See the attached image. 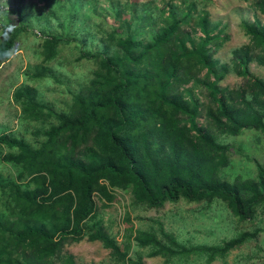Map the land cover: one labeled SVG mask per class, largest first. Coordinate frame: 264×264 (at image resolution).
<instances>
[{"label":"trees","instance_id":"trees-1","mask_svg":"<svg viewBox=\"0 0 264 264\" xmlns=\"http://www.w3.org/2000/svg\"><path fill=\"white\" fill-rule=\"evenodd\" d=\"M56 1L46 9L60 33L39 34L43 62L56 59L60 43L74 42L76 60L95 68L66 110L39 102L31 87L13 92L21 122L40 127L29 141L0 134V162L13 170L0 172V264H84L64 252L83 240L101 243L118 264H144L129 256L132 244L149 249V258L205 255L210 264L255 239L259 231L217 246L186 247L158 223L157 232L130 226L118 242L96 218L97 201L107 208L117 192L129 194L132 207L219 200L239 222L255 218L264 204V169L258 166L251 179L225 180L230 147L216 137L251 130L264 139V79L250 72L251 64L264 68V23L242 21L247 43L221 63L215 54L229 38L210 21L211 0H108L100 9L96 0ZM240 1L264 15V0ZM98 10L111 28L100 30L101 48L85 51L83 39L71 38L60 18L77 20L81 13L72 35L90 34ZM1 26L0 67L17 40L14 28ZM229 74L241 83L221 88Z\"/></svg>","mask_w":264,"mask_h":264},{"label":"rangeland","instance_id":"rangeland-1","mask_svg":"<svg viewBox=\"0 0 264 264\" xmlns=\"http://www.w3.org/2000/svg\"><path fill=\"white\" fill-rule=\"evenodd\" d=\"M96 1L98 9L106 8L109 3L108 0ZM56 2L50 0L46 6L53 7V3ZM46 6L42 0H0V41L6 37L1 24H5L10 30L14 28V32L17 33V40L8 61L0 67V134L12 132L22 135L28 141L32 139L30 131L40 125L32 123L28 126L21 122L20 109L13 101V92L23 85L31 87L35 90L39 102L50 104L56 111L66 110L71 103L72 93L87 83L95 68L92 62L76 60L79 56V47L74 42L60 43L56 59L52 62H43L40 55L42 38L39 34L45 37L51 32L60 33L57 21L48 17ZM87 9L88 6H85L82 11L85 12ZM206 11L210 15V21L219 23L229 38L215 54V58L221 63H228L231 52L247 43V38L240 27L242 21H252L257 17L264 23V15L255 12L251 2L211 0L207 3ZM61 16L60 22L64 23L65 32L69 31L71 38L83 39L85 51L101 48L100 30L108 32L112 24L111 19L103 20L104 16L98 10L91 16V33L79 31L75 36L72 32L79 28L78 19L81 18V13L77 18L74 16L77 20ZM22 25L25 26V31H22ZM39 66L50 69L51 75L39 73L37 71ZM250 72L264 79V68L251 64ZM241 81V78L229 74L220 86L232 89ZM216 138L218 142L230 147V163L222 171L225 180L230 181L236 177L251 179L257 175L258 166L264 169V139L259 133L247 130L236 137ZM0 172L3 176H8L13 170L0 162ZM97 207L96 221L118 242L122 241L125 230L130 226L141 230L154 229L157 232L158 223L186 247L217 246L242 232L259 231L255 239L210 264H264V204L250 222H239L219 200H214L210 204H190L181 199L176 204L169 203L160 209H147L132 207L130 195L117 192L114 202L109 207L103 208L98 201ZM126 216L129 217L128 222L124 221ZM64 252L71 254L78 263L118 264L110 255V251L104 249L99 242L83 240L66 245ZM148 253L149 249L132 244L129 256L142 257L144 264H208L205 255L193 254L186 258L175 257L167 260L162 257L149 258Z\"/></svg>","mask_w":264,"mask_h":264}]
</instances>
